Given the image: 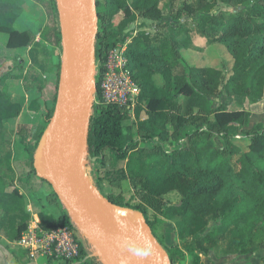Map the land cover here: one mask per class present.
<instances>
[{
  "label": "trees",
  "instance_id": "trees-1",
  "mask_svg": "<svg viewBox=\"0 0 264 264\" xmlns=\"http://www.w3.org/2000/svg\"><path fill=\"white\" fill-rule=\"evenodd\" d=\"M95 1L98 31L94 50L97 47L99 64L117 42L132 34L128 29L136 18L158 22L163 19L162 0H104V4L100 0ZM167 1L170 5L174 3V0ZM218 1L232 6L234 11L219 10L214 13L211 5L206 4L199 8V15L193 20L190 17L193 5L186 4L189 14L183 15L182 19L195 21L196 29L206 39L205 45L220 42L226 46L232 55L227 71L216 67L189 66L181 58L179 48L202 51L204 47L194 45L188 35L185 40L175 42L167 36L152 38L135 26L137 34L128 47L127 60L133 78L141 88L136 108L138 117L144 108L147 118L138 123L137 138L131 133V126L125 124L130 117L128 109L115 104L96 105L89 118L82 161L99 190L103 181L121 183L130 173L132 179L137 180L139 198L146 207L155 209L167 219L180 217L178 234L180 238H191V251L206 254L218 239L231 231L228 246L238 253L250 254L264 244V126L245 127L251 115L247 110L219 108L211 112L206 111L202 104L205 99L216 95L226 77L224 87L229 88L231 82L241 79L256 62H262L263 70L257 76L255 85L260 91L264 89V0ZM0 2L41 7L49 15L43 35L51 42L62 41L60 26L57 25L56 0ZM117 14L123 17L115 24ZM114 27L119 33H115ZM1 35L5 38L1 39ZM29 47L36 67L25 72L23 84L27 92L40 94L31 101L42 105L39 119L43 127L35 139L31 136L37 129L35 123L29 125L22 120L17 128L18 146L25 159L17 161L22 165L18 168L23 184L31 183V173L36 175L34 154L56 106L60 64H56L55 96L49 100L44 91L45 74L53 66L49 60L51 54L46 55L45 46L36 41L32 29L0 25V60L9 58L10 52ZM48 64L52 66L48 68ZM19 70L22 75L23 69L20 67ZM179 96L193 100L199 105V112L186 115L171 111L176 106L173 101ZM209 114L213 115V119ZM233 124L243 127L241 133L248 140L247 149L233 141L234 136L229 130ZM215 137L222 139L224 145L211 152L210 141ZM140 142L144 143L143 146ZM233 155L238 156L236 167L231 161ZM125 160L126 167L117 169L119 163ZM14 167L11 142L0 134V194L5 192L3 173L14 171ZM39 180V183L45 182L50 186L44 179L39 177ZM15 192L19 195L18 191ZM171 192L179 194L177 203L164 201V196ZM104 196L117 205L142 212L154 236L167 251L154 233V223L148 220L145 206H134L121 199ZM48 198L60 201L53 190L44 199ZM10 212L13 214L9 228L14 231L8 238L18 241L28 228L29 213L23 208L15 212L11 205L0 213V220H6ZM39 217L44 231L56 227L70 228L72 225L68 213L56 218L41 210ZM212 219L220 220L221 224L207 231L208 221ZM80 255L82 257L78 259ZM168 255L171 264H176L177 258L170 253ZM73 259H69L73 264H105L97 256L86 253L82 246L75 262Z\"/></svg>",
  "mask_w": 264,
  "mask_h": 264
},
{
  "label": "rangeland",
  "instance_id": "rangeland-1",
  "mask_svg": "<svg viewBox=\"0 0 264 264\" xmlns=\"http://www.w3.org/2000/svg\"><path fill=\"white\" fill-rule=\"evenodd\" d=\"M100 1L103 4L105 2L104 0ZM186 4L193 5L192 11H190V17H192L193 20L199 15V8H202L206 4L211 5V10L214 13L219 10L234 11L232 6L223 4L218 0H174L172 5L168 4L167 0H162L160 2V8L163 11V19L161 22L142 20L140 18L137 20L136 18L128 31L132 34L136 31L135 34H137L138 28V31L144 30L150 36H153L152 38L167 36L171 41L175 42L185 40L188 35L194 45L197 47H204L202 51L185 47L179 48L181 58L189 66L216 67L227 71L226 69L230 67L232 61L231 53L226 46L220 42H216L209 46L205 45L206 39L196 29L195 21L192 19H182L183 15L187 16V14H189L185 9ZM27 6L25 3L13 5L0 2V25L19 29L31 28L41 41L46 42L45 39L42 38V34L47 28L45 12L42 11L41 7H36L33 4ZM122 17V14H117L114 18V23L117 24ZM141 22L143 26H139ZM57 23L58 26H60L59 17ZM135 26H137V28ZM114 31L116 34L119 33L116 28ZM4 38L5 35H1V39ZM97 55L98 51L97 47H95L94 72L98 59ZM17 56L19 55L17 54ZM16 65V61L3 60L0 62V134L5 135L11 142L14 164L16 166L14 167V171L3 173L5 176V192L4 194H0V213H2L3 209L7 206L10 208L11 205L15 212L23 208L25 212L29 213V228L34 230L36 223L32 218L35 214L39 216L41 210H46L56 218L61 217L65 213L70 215V213L60 201L56 202L55 198L44 199L50 196L53 189L51 185L49 186L45 182L39 183L40 180L37 175L31 173L29 176L30 184H23L21 182V174L18 167L22 165L17 161L25 159H23L24 154L21 153L18 146L16 124L26 104L27 95L20 85L21 77L11 75L8 77L7 82L1 78L3 72L12 73ZM262 66V62L252 64L241 79L230 83L229 88L224 87L228 78L226 77L223 80V84L219 86L216 95L205 99L202 106H204L206 111L211 112L219 108L226 110H247L251 115L245 127L253 128L258 124L264 126V89L260 91L255 85L257 76L263 70ZM227 76H229V73H227ZM50 91L49 96L53 100L56 92L54 85L50 86ZM173 102L176 103V106H173L171 111L175 114L187 115L193 112H199V105L186 97L179 96ZM95 106L96 105H93V107ZM140 113V117H138L137 109H135L133 114L129 113L130 117L125 120V124L131 126V133L135 137L138 136L137 138H139L137 133L138 123L147 118L144 108H142ZM202 115H204L203 112ZM210 118L213 119V115H210ZM242 128L243 127L238 124H233L230 126L229 130L234 136L233 141L241 145L244 149H247L248 140L242 137ZM143 144L144 143L140 142V146H143ZM223 145V140L219 137H215L210 141V150L213 152L217 146ZM237 158V155H233L231 160L235 167ZM126 164V160L120 162L117 169L126 167ZM1 172H4V170ZM15 190L18 191L19 195L16 194ZM100 191L104 195L114 199H121L126 204L134 206L140 204L145 206L148 220L154 223V233L165 245L167 253L177 258L176 264H264V244L254 253H238L228 246L229 238L233 233L231 231H227L224 238L218 239L217 242L211 246V250L208 253L191 251L193 243L191 238H180L178 234L177 223L180 217L174 216L167 219L160 215L155 209L146 207L147 205H144L143 201L139 198L140 190L137 188V180H133L130 173H127L126 178L122 180L121 183L112 184L107 180L103 181L100 186ZM179 199V194L176 192H171L164 196V201L166 202L177 203ZM12 214L13 212H10L6 220H0V264H8V262H10L9 264H23L31 261H33V264H73L72 261L69 260L40 255L39 253L33 256L30 249L24 248L18 244L19 240L8 238L14 231L9 228ZM71 220L72 225L70 229L74 231L79 246H82L86 253L97 256L105 264H114V261L118 260L117 254L114 255L109 248L96 245L87 235L82 225L72 216ZM220 224V220H209L207 231ZM21 248L24 250H20ZM81 257L80 255L77 258L80 259ZM11 259H13V261H11ZM75 261L76 257L73 259V262ZM132 262L133 258H131L129 264H133Z\"/></svg>",
  "mask_w": 264,
  "mask_h": 264
},
{
  "label": "water",
  "instance_id": "water-1",
  "mask_svg": "<svg viewBox=\"0 0 264 264\" xmlns=\"http://www.w3.org/2000/svg\"><path fill=\"white\" fill-rule=\"evenodd\" d=\"M62 36L57 102L35 150L34 169L96 245L117 254L125 242L152 246L133 264H171L142 212L117 205L95 186L82 161L94 105V44L98 31L95 0H56ZM113 255V256H114Z\"/></svg>",
  "mask_w": 264,
  "mask_h": 264
},
{
  "label": "built area",
  "instance_id": "built-area-1",
  "mask_svg": "<svg viewBox=\"0 0 264 264\" xmlns=\"http://www.w3.org/2000/svg\"><path fill=\"white\" fill-rule=\"evenodd\" d=\"M135 32L123 41L117 42L100 64L99 58L97 59L94 72V105L115 104L128 109L132 114L137 108L141 88L134 80L127 60V50L136 36ZM97 90H99V94H97ZM32 219L36 223L34 230L28 225L18 244L30 249L33 256L39 253L69 260L79 254V242L72 229L56 227L44 231L41 228L39 216L35 214Z\"/></svg>",
  "mask_w": 264,
  "mask_h": 264
},
{
  "label": "crops",
  "instance_id": "crops-1",
  "mask_svg": "<svg viewBox=\"0 0 264 264\" xmlns=\"http://www.w3.org/2000/svg\"><path fill=\"white\" fill-rule=\"evenodd\" d=\"M45 16H46V21H49V15L47 12H45ZM57 25H58V23H57ZM43 34H44V32H43ZM43 34H42V38L45 39L46 42L41 41L37 36H36V41L39 44H42L43 46H45L46 55L51 54V58H49V60L53 66L51 64H48V68H50V66H52V67L49 70H47V73L45 74V76H46V78H45L46 79V87H45L44 92L47 95L48 99L52 100V98L49 96V94L51 92L50 86L51 85L55 86L56 64H60V66H61L62 43L60 41H57V42L48 41L47 38ZM17 54L19 56H17ZM3 60H10V61H14V62L16 61L17 65L15 66V68H14L15 70L12 71V73L3 72V75L1 76V78L7 82L8 77H10L11 75H13L15 77H21L20 85L22 86L25 94L27 95L26 104H25L24 108L22 109V111L18 117V120H17L16 131H17L19 124L22 122V120L27 122V123H30L29 125L35 123L37 125V127H36L37 129L35 130V132L33 134H31L32 138L35 139L39 130L43 127L41 125L40 119H39L40 112L42 111L43 108H42V105L40 104V102L39 103L33 102V101H31V99L36 98L40 94L35 92V91H33L31 93L27 92L26 88L23 84V78L25 76V72L31 68L36 67V65L33 64V61H32L33 59L31 56V47L26 48L25 50H18V51L10 52L9 58H3L0 60V62ZM17 60L18 61L20 60L19 61L20 65L17 62ZM20 67L23 69L22 75L19 73ZM59 71H60V68H59ZM16 135H17V133H16ZM28 138H30V135L28 136ZM11 261H13V259H11ZM9 263L10 262H8V264ZM23 264H33V261L23 263Z\"/></svg>",
  "mask_w": 264,
  "mask_h": 264
},
{
  "label": "clouds",
  "instance_id": "clouds-1",
  "mask_svg": "<svg viewBox=\"0 0 264 264\" xmlns=\"http://www.w3.org/2000/svg\"><path fill=\"white\" fill-rule=\"evenodd\" d=\"M125 246L129 247L132 252H134L137 256H148L150 252L152 251V246L150 243H147L144 247H137L133 244H129L128 242H125Z\"/></svg>",
  "mask_w": 264,
  "mask_h": 264
},
{
  "label": "bare ground",
  "instance_id": "bare-ground-1",
  "mask_svg": "<svg viewBox=\"0 0 264 264\" xmlns=\"http://www.w3.org/2000/svg\"><path fill=\"white\" fill-rule=\"evenodd\" d=\"M117 259L114 261V264H129L131 258H133L132 252L127 251L126 249L117 253Z\"/></svg>",
  "mask_w": 264,
  "mask_h": 264
}]
</instances>
